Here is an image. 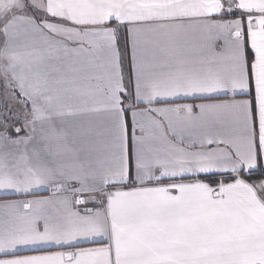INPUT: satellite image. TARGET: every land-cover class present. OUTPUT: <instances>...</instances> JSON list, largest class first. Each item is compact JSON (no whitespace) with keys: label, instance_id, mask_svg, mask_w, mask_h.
Returning <instances> with one entry per match:
<instances>
[{"label":"snow or ice","instance_id":"6c2138e0","mask_svg":"<svg viewBox=\"0 0 264 264\" xmlns=\"http://www.w3.org/2000/svg\"><path fill=\"white\" fill-rule=\"evenodd\" d=\"M0 87V264H264V0H0Z\"/></svg>","mask_w":264,"mask_h":264},{"label":"rangeland","instance_id":"374dc122","mask_svg":"<svg viewBox=\"0 0 264 264\" xmlns=\"http://www.w3.org/2000/svg\"><path fill=\"white\" fill-rule=\"evenodd\" d=\"M16 104L3 87H0V116H9L14 118V112L18 110L13 106ZM13 104V105H12Z\"/></svg>","mask_w":264,"mask_h":264},{"label":"crops","instance_id":"0c3cea01","mask_svg":"<svg viewBox=\"0 0 264 264\" xmlns=\"http://www.w3.org/2000/svg\"><path fill=\"white\" fill-rule=\"evenodd\" d=\"M181 102L200 103L201 101H199V100H187V101H181ZM13 106L19 111V108H18V106L16 104H14ZM14 113H16V112H14ZM47 194H48L47 192H41L40 193V195H42V196H46ZM23 198H25V197H17V196L0 197V202H3L4 200H15V199H23ZM27 198H31V197H27ZM84 246H88V245H84Z\"/></svg>","mask_w":264,"mask_h":264}]
</instances>
